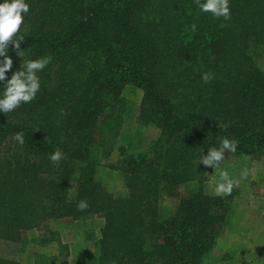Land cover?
Here are the masks:
<instances>
[{
	"label": "trees",
	"instance_id": "obj_1",
	"mask_svg": "<svg viewBox=\"0 0 264 264\" xmlns=\"http://www.w3.org/2000/svg\"><path fill=\"white\" fill-rule=\"evenodd\" d=\"M25 2L21 57L9 47L6 77L29 60L51 62L37 73L35 100L16 109L14 120L0 112V142L16 144L0 150V264H19L24 230L95 217L98 235L85 236L94 249L76 264H202L229 196L203 191L200 158L224 137L239 142L227 155L264 156V0H230L227 21L194 0ZM204 72L214 75L207 84ZM124 85L141 91L132 120L158 134L143 151L116 147L111 167L123 192L114 193L95 174L97 156L110 154L128 118ZM19 132L23 146L13 139ZM57 149L66 157L59 164L49 159ZM191 179L196 187L160 207L161 197H176ZM81 200L86 211L77 210ZM53 240L61 251L42 259L33 253L31 264H67L59 258L66 245Z\"/></svg>",
	"mask_w": 264,
	"mask_h": 264
},
{
	"label": "rangeland",
	"instance_id": "obj_2",
	"mask_svg": "<svg viewBox=\"0 0 264 264\" xmlns=\"http://www.w3.org/2000/svg\"><path fill=\"white\" fill-rule=\"evenodd\" d=\"M18 63L21 64V61ZM121 95L126 100L128 118H125L126 122L119 129L110 154L107 157L97 156L99 165L95 174L98 182L114 193L123 192L120 173L111 167L118 158L116 147L122 145L134 153L143 151L158 134L155 127H145L132 120L130 111L140 100V89L124 85ZM16 114L13 111L5 116L14 120ZM0 143V150H12L16 147L9 138ZM225 158L215 169L204 166L200 171L203 175L201 185L205 193L216 194L215 187L221 182L222 171L227 170L233 179H238L244 168H248L250 174L248 179L242 180L240 186L235 188L237 193L227 198L226 221L214 246L203 257L202 264H264V156L225 154ZM196 185L194 179L181 183L176 197L160 198V207L173 206L177 197ZM101 224L102 221L96 217L83 220L59 219L43 227L24 230L15 258L19 264H31L38 256L33 253H39L42 259L44 255L47 258L60 252L61 247L53 240V237L58 236L60 243L66 245V255L61 254L59 258L65 259L67 264H76L85 250L91 252L94 249L93 240H86V234L92 231L97 236Z\"/></svg>",
	"mask_w": 264,
	"mask_h": 264
},
{
	"label": "clouds",
	"instance_id": "obj_3",
	"mask_svg": "<svg viewBox=\"0 0 264 264\" xmlns=\"http://www.w3.org/2000/svg\"><path fill=\"white\" fill-rule=\"evenodd\" d=\"M198 9L203 13H211L214 18H223L225 21L231 19L230 0H194ZM30 11V5L25 0H4L0 3V82L5 85L2 97H0V112L7 115L18 109L22 104L31 103L36 99L37 93L41 91V82L37 73L43 71L51 62L50 58L45 56L35 60H29L21 66L20 70L15 71L11 78L6 77V73L13 68V59L8 54L9 47L20 56L21 42L25 37L20 34L21 27L25 22V16ZM191 30L196 31L195 24L191 25ZM21 57V56H20ZM214 78L210 72H204L201 76L203 83L207 84ZM13 139L23 146L24 135L22 132L16 133ZM239 142L236 139L224 137L220 140L218 147L208 149L207 155H202L198 165L215 169L226 158L225 153L234 154L237 151ZM64 153L57 149L49 159L55 164H59L65 159ZM250 170L244 168L240 172L238 179L230 177L227 170L222 171L221 182L215 187L218 196H230L235 188L240 186L242 180L248 179ZM90 205L86 200H81L77 204L78 211H86Z\"/></svg>",
	"mask_w": 264,
	"mask_h": 264
}]
</instances>
